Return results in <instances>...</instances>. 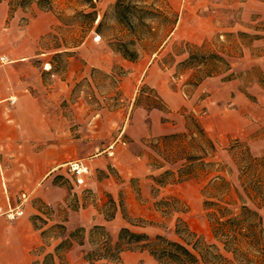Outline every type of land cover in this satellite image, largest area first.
<instances>
[{
    "label": "rangeland",
    "instance_id": "obj_1",
    "mask_svg": "<svg viewBox=\"0 0 264 264\" xmlns=\"http://www.w3.org/2000/svg\"><path fill=\"white\" fill-rule=\"evenodd\" d=\"M155 1L170 17L177 14L179 18L172 0ZM115 2L95 0L94 23L79 13L90 11L81 0H53L52 10L33 4L11 15L8 1L0 2V63L19 64L9 75H18L32 88L37 112L25 118L35 120L37 114L42 127L41 132L38 127L36 143L16 145L21 155L37 158L30 172L39 179L37 185L28 184L34 175L26 180L17 174L14 190L0 192V264H43L49 253L55 258L47 264H90L84 254L91 248L92 227L81 231L82 226L72 228L66 222L72 211L91 204L106 218L118 213L123 226L152 237L162 234L190 242V247L198 238L214 244L229 260L224 264H264V234L256 247L243 243V254L227 251L212 228L210 213L218 206L205 204L215 202L233 216L247 206L258 212L264 228V0H192L198 15L191 12L186 18L200 29L185 32L175 25L164 48L152 53L167 30V22L163 23L155 38L137 43L135 61L125 59L112 46L123 33ZM79 47L83 54L78 55ZM194 50L218 53L230 63V70L211 76L224 81V124L221 111L207 117L202 107L197 112L187 109L182 111L184 126L174 139L151 136L134 141L132 134L139 132V127L131 128L135 111L162 104L147 84L135 88L126 84L131 71L127 61L155 57L154 62L171 71L170 84L181 86L186 97L192 98L195 75H202L198 71L204 66L179 63ZM74 57L83 66L75 64L77 74L67 80ZM45 62L50 63V73ZM230 74L232 79L226 80ZM18 99L10 97L0 109V118H18ZM210 140L215 143L214 152ZM11 148L0 145V153ZM130 150L150 154V167L142 174L124 172L122 162L126 167L130 162L123 157ZM104 154L114 159L106 168L97 165L78 175L60 166L44 176L48 157L57 161L82 157L88 162ZM108 178L116 183L114 195L95 191ZM47 184L67 190L63 201L60 192L49 190ZM21 218L31 221L35 235L11 232ZM121 227L107 230L114 240ZM66 239L71 245L57 250ZM119 264L159 263L147 251L136 250L124 252Z\"/></svg>",
    "mask_w": 264,
    "mask_h": 264
},
{
    "label": "crops",
    "instance_id": "obj_2",
    "mask_svg": "<svg viewBox=\"0 0 264 264\" xmlns=\"http://www.w3.org/2000/svg\"><path fill=\"white\" fill-rule=\"evenodd\" d=\"M191 1L192 0H172V3L179 12L176 29H179L180 31L186 32L200 29L198 25L189 22L186 18L187 15H192L191 12H194V16L198 15L197 11H195V5L193 6ZM165 43L161 46L160 50L164 48ZM79 48L80 53H78V55L83 54L81 47ZM160 50L156 53H159ZM77 59L78 58L74 57V61L70 64V73L67 80H71V77H74L75 74H77L78 68H75V64L80 65V67L83 66L77 61ZM154 61L155 57L152 59H142L136 62L127 61L130 64L131 71L129 72L126 84L130 82L133 88L138 87L140 83L147 84V86H150V88L156 91L157 97L162 104L160 106L152 105L148 108H139L135 111L132 119L134 125H132L131 128L134 129L139 127V132H135V134L131 133L134 141H140L145 137L151 136L163 137L179 131L184 126L182 111H186L187 109L197 112V109L202 107L205 110L207 117H211L214 113L221 111V124H224V81L217 80L215 77L211 76L206 77L196 85L192 98H188L181 86L174 88L170 84L169 75L171 71H167ZM44 64L46 66V72L50 73V63L45 62ZM18 65V63H0V109L2 106L9 103L8 100L10 97L16 95L19 97L18 118H13L11 120L0 118V145H11L12 147L10 150L0 153V192H8V189L10 191L12 189L14 190V178L17 174L24 176L25 179L29 175H34V177L28 179V184L34 187L39 180L35 177V172L30 173L32 169L36 168L37 162L35 159L37 158L26 154L21 155L20 148L16 146L21 143H36L37 139L40 138V135H38L37 132L38 127L41 126V122L39 123L37 120V114L35 120L31 119L30 116L29 119L25 118L28 113L37 112V103L31 92L32 88L30 85L23 81L18 75H9V72L11 71L13 73V71L18 68ZM48 65L50 68L47 67ZM87 68L88 67L86 66L85 70H87ZM105 68H108L107 65ZM204 126L207 128V125ZM41 131L42 127H40V132ZM112 152L113 151H109V154H112ZM5 153H8L11 157H7ZM123 158V160L126 158L130 162L129 165L127 164V167L124 164V161L122 162L124 172H127L128 174H142L144 170H147L150 167V154L148 153L140 154L130 150ZM56 159L58 158L48 157V170L44 173L45 177L54 172L60 166H66L70 170L69 166L71 162H79L87 169L86 171L77 173L78 175H81L82 173L93 171L95 169L94 166L97 165L106 168L108 165L113 164L114 160L106 154L101 158L93 159L88 162L82 157L68 161H65L66 157H61L58 161ZM22 160L24 162H22ZM21 165L24 167H21ZM47 186L49 190L51 189L60 192L61 201L66 197L67 190L62 186H54L51 184H47ZM95 191L101 193L106 191L114 195L116 191V183L108 178L99 182ZM50 202L56 203L58 201L57 199L50 198ZM17 214L21 213L17 212ZM66 223L72 228L76 226L89 228L94 225H103L107 230L111 231H115L118 226L121 227L125 225V221H123L118 213L114 218L108 219L94 204L72 211ZM12 228L11 232H13L14 235H16V233L19 235H27V233L36 234V231L33 229L32 223L28 218L19 219Z\"/></svg>",
    "mask_w": 264,
    "mask_h": 264
},
{
    "label": "trees",
    "instance_id": "obj_3",
    "mask_svg": "<svg viewBox=\"0 0 264 264\" xmlns=\"http://www.w3.org/2000/svg\"><path fill=\"white\" fill-rule=\"evenodd\" d=\"M1 1H8L10 15L18 8L25 9L33 4L46 10H52L54 6L53 0ZM81 5L89 8L90 11L80 10L79 13L90 17L91 23H94L98 15L95 10V0H81ZM114 12L119 25L122 26L123 33L112 41V46L115 51L130 61L139 58L137 43L155 38L161 29L160 27L167 22L168 27L165 34L151 50L152 53L158 52L170 36L178 20L177 14L170 17L166 11L157 5L155 0H116ZM102 23L103 19L99 21L97 28ZM97 31L99 32V30ZM179 65L185 67L204 66V69L198 71L203 72V74L195 75L194 85H198L206 77L218 74L220 70L225 72L231 69L225 56L215 52L203 53L198 50L190 51L188 58L180 62ZM230 79H232V74L226 78V80ZM196 126L199 127V124L196 123ZM177 136L174 133L164 136L163 139H174ZM210 147L212 152L216 151L215 143L212 140H210ZM166 172L169 173L170 171L166 170L164 173ZM205 204L207 207L218 206L216 211L210 213L212 228L214 235L223 241L227 251L239 254L242 253L243 243H248L249 246L254 247L259 244V235L264 234V228L261 226L263 222L258 212L243 206L240 214L233 216L228 214L227 208L222 205L212 201H205ZM113 217L114 214L110 216V219ZM80 230L85 231V228L81 227ZM189 234L196 236L192 232ZM72 236L70 235V237ZM89 236L91 248L84 254V258L90 264H119L122 263L124 252L136 250L147 251L159 264H224V260L229 262L222 253L215 250L218 249L216 245L204 244L199 238L190 247V242L172 240L162 234H156L152 237L147 232L134 231L123 226L114 240L103 225L92 226ZM68 245H71V241L66 239L56 249L59 250L60 247ZM54 258L53 253L47 254L43 264H47Z\"/></svg>",
    "mask_w": 264,
    "mask_h": 264
},
{
    "label": "built area",
    "instance_id": "obj_4",
    "mask_svg": "<svg viewBox=\"0 0 264 264\" xmlns=\"http://www.w3.org/2000/svg\"><path fill=\"white\" fill-rule=\"evenodd\" d=\"M3 60H4V58H3ZM69 167H70V170H72L73 172H76V173H79V172L87 170L79 162H71ZM22 196H23V198H25L26 194H23Z\"/></svg>",
    "mask_w": 264,
    "mask_h": 264
},
{
    "label": "bare ground",
    "instance_id": "obj_5",
    "mask_svg": "<svg viewBox=\"0 0 264 264\" xmlns=\"http://www.w3.org/2000/svg\"><path fill=\"white\" fill-rule=\"evenodd\" d=\"M49 68V66H47Z\"/></svg>",
    "mask_w": 264,
    "mask_h": 264
}]
</instances>
